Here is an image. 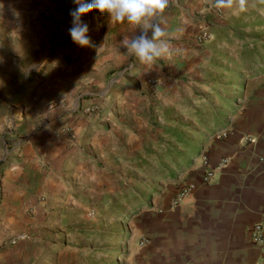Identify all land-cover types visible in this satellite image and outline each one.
Returning <instances> with one entry per match:
<instances>
[{"label":"crops","instance_id":"1","mask_svg":"<svg viewBox=\"0 0 264 264\" xmlns=\"http://www.w3.org/2000/svg\"><path fill=\"white\" fill-rule=\"evenodd\" d=\"M79 1L65 0L66 10L80 15L76 24L88 26ZM95 1L89 5L99 9ZM100 3L105 34L98 45L105 52L92 64L114 58L107 70L119 66L121 80L107 86L105 97L79 105L111 97L114 126L72 114L66 119L71 131L59 133L57 142L16 153L10 148L8 161L0 156V264L28 262V241L6 243L34 230L29 212L44 238L37 243L38 260L65 264V248L52 232L64 228L67 238L74 219L87 216L93 197L87 189L75 195L83 189L77 185H92L105 168L124 176L127 168L149 170L142 178L152 184L131 200L124 264L261 263L264 249L253 246L246 231L264 220V0ZM203 27L210 36L197 42ZM111 29L115 39L106 43ZM9 81L1 78L2 85ZM112 86L118 88L115 101ZM70 105L79 106L75 98ZM208 171L211 177L203 180ZM158 178L164 182L154 190Z\"/></svg>","mask_w":264,"mask_h":264},{"label":"rangeland","instance_id":"2","mask_svg":"<svg viewBox=\"0 0 264 264\" xmlns=\"http://www.w3.org/2000/svg\"><path fill=\"white\" fill-rule=\"evenodd\" d=\"M103 1L97 0L99 9H95L89 5L95 0H81V3H85L83 12L86 15L83 16L88 21V26H84L74 22L80 15L75 17L66 10L65 0H0V96L6 98L0 100V156L4 161H8L4 153L10 148L11 152L16 153L20 147L29 144L36 149L40 142H57L59 133L71 131L72 127L66 119L72 114L89 115L101 121L103 126H114L117 111L109 105L111 97L103 100V104L79 105L92 97H105L107 86L121 80L118 78L119 66L107 70L114 58L92 64L95 57L105 52L98 45L105 34V10L100 3ZM75 2L78 5L80 1ZM62 13L64 23L59 19ZM113 32V29L108 31L106 43L115 39ZM72 54L74 57L70 59ZM99 60L97 58V62ZM66 65L73 67L70 69ZM41 73L43 76L39 79ZM1 78H11V81L7 82L8 85H2ZM144 81L153 83L155 80L145 78ZM10 85L14 89L12 93ZM76 85L78 88H75ZM110 92L115 101L119 97L118 88L112 86ZM74 98L79 105L76 108L70 105ZM86 107H93V111L90 114L84 112ZM98 171L102 172L95 174L97 178L92 185H77L83 189L75 192L78 196L87 189L93 197V206H89L86 218L74 219V230L67 231L70 234L67 238L64 228L55 230L50 237L52 240L57 238L55 243L64 246L65 264H124L132 228L131 215L135 211V203L131 200L152 186L149 180L144 183L142 178L149 174L146 169L134 171L127 168L125 176L115 169ZM138 180L142 183L134 184ZM163 182L158 178L153 189L160 188ZM1 193L0 187V196ZM30 194L38 196L33 189H30ZM120 198L124 200L123 203L118 202ZM32 215L33 212H29V225L34 230L25 235H14L6 243L29 242L28 262L23 263V259V262L16 263L59 264V260H38L37 243L38 240L42 243L44 238L37 233L38 223ZM39 223L43 221L39 219ZM45 238L49 239V236ZM3 246V243L0 244V248Z\"/></svg>","mask_w":264,"mask_h":264},{"label":"built area","instance_id":"3","mask_svg":"<svg viewBox=\"0 0 264 264\" xmlns=\"http://www.w3.org/2000/svg\"><path fill=\"white\" fill-rule=\"evenodd\" d=\"M45 14H47V11L45 12ZM209 36L210 35L207 32L206 28L203 27L198 32V34L195 36V41L202 42V41L208 39ZM92 111H93V107H86L84 109V112L89 113V114ZM211 175H212V171L206 172L204 177H203V180L208 179L209 177H211ZM188 189L189 188H187V189L185 188L179 194L182 196V194H184ZM246 232H247L248 240L253 246H255L259 249H264V220L252 223L251 225H249ZM259 264H264V261H262Z\"/></svg>","mask_w":264,"mask_h":264},{"label":"trees","instance_id":"4","mask_svg":"<svg viewBox=\"0 0 264 264\" xmlns=\"http://www.w3.org/2000/svg\"><path fill=\"white\" fill-rule=\"evenodd\" d=\"M67 2L72 5L73 4V0H67Z\"/></svg>","mask_w":264,"mask_h":264}]
</instances>
